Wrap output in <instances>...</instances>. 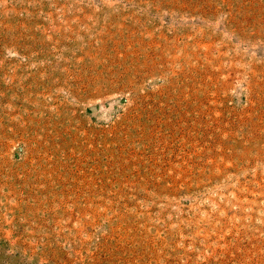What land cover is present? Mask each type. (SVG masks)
I'll return each instance as SVG.
<instances>
[{
  "label": "rangeland",
  "instance_id": "rangeland-1",
  "mask_svg": "<svg viewBox=\"0 0 264 264\" xmlns=\"http://www.w3.org/2000/svg\"><path fill=\"white\" fill-rule=\"evenodd\" d=\"M0 264H264V0H0Z\"/></svg>",
  "mask_w": 264,
  "mask_h": 264
}]
</instances>
